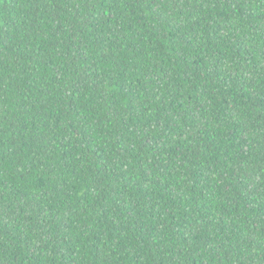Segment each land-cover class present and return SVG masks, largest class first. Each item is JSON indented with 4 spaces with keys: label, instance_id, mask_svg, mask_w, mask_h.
Segmentation results:
<instances>
[{
    "label": "trees",
    "instance_id": "obj_1",
    "mask_svg": "<svg viewBox=\"0 0 264 264\" xmlns=\"http://www.w3.org/2000/svg\"><path fill=\"white\" fill-rule=\"evenodd\" d=\"M0 264H264V0H0Z\"/></svg>",
    "mask_w": 264,
    "mask_h": 264
}]
</instances>
